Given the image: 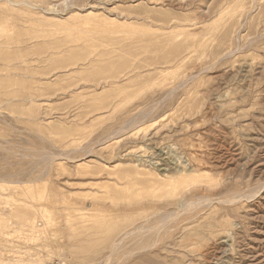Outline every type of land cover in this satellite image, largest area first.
<instances>
[{"label": "rangeland", "instance_id": "rangeland-1", "mask_svg": "<svg viewBox=\"0 0 264 264\" xmlns=\"http://www.w3.org/2000/svg\"><path fill=\"white\" fill-rule=\"evenodd\" d=\"M0 264H264V0H0Z\"/></svg>", "mask_w": 264, "mask_h": 264}, {"label": "bare ground", "instance_id": "bare-ground-1", "mask_svg": "<svg viewBox=\"0 0 264 264\" xmlns=\"http://www.w3.org/2000/svg\"><path fill=\"white\" fill-rule=\"evenodd\" d=\"M125 133H127V132H125ZM129 135V134H128ZM127 135V136H128ZM131 231H133V230H128V231H125V232H123L122 233V237H126ZM113 231H109V233L111 234Z\"/></svg>", "mask_w": 264, "mask_h": 264}]
</instances>
